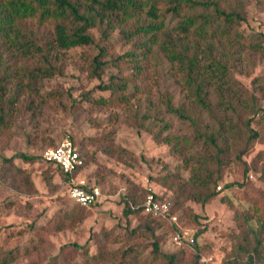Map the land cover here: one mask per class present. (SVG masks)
Listing matches in <instances>:
<instances>
[{"label": "rangeland", "instance_id": "obj_1", "mask_svg": "<svg viewBox=\"0 0 264 264\" xmlns=\"http://www.w3.org/2000/svg\"><path fill=\"white\" fill-rule=\"evenodd\" d=\"M241 2L245 19L237 29L226 36L208 31L206 41H200L201 57L210 45L229 68L220 78L215 67L204 72L213 76L206 87L212 114L225 121H236L252 95L264 107V0ZM112 16L108 13L107 19ZM180 19L168 14L164 25L169 29ZM91 32L100 38L96 29ZM147 38L125 36L115 26L107 40H101L107 50L101 78L91 71L96 46L55 48L60 73L39 80V95L26 94L9 126L0 130V261L167 264L153 249L159 239L160 251L176 253L177 264H264V177L253 169L244 174L243 164L264 150V137L242 161L233 152L227 155L222 179L209 184L217 195L204 206L182 195L179 187L197 172L215 177L209 159L214 151L189 120L166 109L165 101L185 112L194 109L200 128L215 121L195 106L179 63ZM201 63L208 65L206 58ZM112 75L125 80L119 93L127 101L119 105L100 101L112 97L100 87ZM224 89L235 110L223 105L219 90ZM66 135L85 160L78 178L98 186L103 195L96 205L83 207L84 216L77 222L80 206L69 197L63 174L42 159V152ZM20 154L34 159L26 161ZM24 175L33 183L30 192L24 190ZM149 193L171 202L177 224L141 212L124 214L127 202L139 204ZM91 256L102 259L91 262Z\"/></svg>", "mask_w": 264, "mask_h": 264}, {"label": "trees", "instance_id": "obj_2", "mask_svg": "<svg viewBox=\"0 0 264 264\" xmlns=\"http://www.w3.org/2000/svg\"><path fill=\"white\" fill-rule=\"evenodd\" d=\"M108 13L113 16L107 19ZM168 14L181 18L169 29L164 25ZM244 19L241 0H0V130L9 126L13 113L26 94L39 95V80L60 73L53 52L55 48L96 46L99 51L92 59L91 71L93 77L101 78L107 53L101 40H107L115 26L118 25L125 36L148 35V43H157L171 61L179 63L195 106L206 110L215 121L213 126L200 128L194 109L190 113L185 112L182 107H174L170 99L165 101L166 109L189 120L196 135L214 151V156L209 159L214 165L212 172L215 177L207 179L197 172L193 179L179 187L182 195L204 206L217 195L209 184H217L222 179L221 166L227 155L233 152L235 158L241 160L242 156L253 151L255 142L264 137V107L256 104L253 95L245 106V112L236 121L215 118L212 105L206 99V87L213 76L204 75L205 67H215L219 78L227 76L229 68L213 55L210 45H206L201 57L200 41H206L208 31L226 36ZM92 29L100 33L99 39L91 32ZM204 58L208 61L207 66L201 63ZM124 81L119 75H112L107 83L100 85L102 90H110L112 97L107 100L101 98L100 101L112 105L126 102L125 96L119 93L124 88ZM219 94L225 98L223 105L235 110L228 90H219ZM30 102L28 107H32ZM20 157L26 161L34 159V156L25 154H20ZM82 159L84 166L83 156ZM261 159H264V150L250 164L243 162L244 174L253 169L264 177ZM5 161L10 162L11 159ZM23 179L24 190L30 192L33 183L28 175ZM79 206L75 222L84 216V206ZM173 209L172 206V212ZM131 212H140V209H132L127 202L124 214ZM193 218L198 220L199 215L194 214ZM146 227L153 230L149 225ZM257 247L256 243L255 252ZM153 249L155 254L167 259V264H177L176 253L163 254L160 251L159 239L153 243ZM127 254L128 251L123 252L125 258ZM97 259L102 257H90L91 262ZM5 263L3 258L0 264ZM118 264L128 263L121 261Z\"/></svg>", "mask_w": 264, "mask_h": 264}, {"label": "built area", "instance_id": "obj_3", "mask_svg": "<svg viewBox=\"0 0 264 264\" xmlns=\"http://www.w3.org/2000/svg\"><path fill=\"white\" fill-rule=\"evenodd\" d=\"M42 159L46 163L57 166L67 177L65 183L68 186V195L75 203L90 207L100 202L103 196L100 188L96 185H88L86 180L77 176V172L83 166V159L71 136L66 135L57 145L47 147L42 152ZM130 206L132 209L139 208L142 214L153 219L167 220L177 224L171 202L152 193L147 194L139 204L133 205L130 202ZM179 238L178 234L174 236L176 242Z\"/></svg>", "mask_w": 264, "mask_h": 264}]
</instances>
